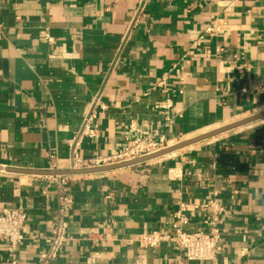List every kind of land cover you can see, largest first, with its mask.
Returning <instances> with one entry per match:
<instances>
[{
    "label": "crops",
    "instance_id": "1",
    "mask_svg": "<svg viewBox=\"0 0 264 264\" xmlns=\"http://www.w3.org/2000/svg\"><path fill=\"white\" fill-rule=\"evenodd\" d=\"M261 84L264 0H0L2 166L69 167L97 97V134L75 148L82 160L121 151L128 137L173 145L260 113L264 91L252 87ZM50 176L0 170V212L28 211L23 264L37 263L58 215ZM70 176V239L51 264H205L172 243L138 242L171 231L181 201L188 231L211 227V201L227 209L217 264H264V118L144 163ZM0 264H11L3 239Z\"/></svg>",
    "mask_w": 264,
    "mask_h": 264
},
{
    "label": "built area",
    "instance_id": "2",
    "mask_svg": "<svg viewBox=\"0 0 264 264\" xmlns=\"http://www.w3.org/2000/svg\"><path fill=\"white\" fill-rule=\"evenodd\" d=\"M211 28H209L210 30ZM255 91H264V84L252 87ZM99 97L95 98L91 110L84 119L83 127L78 136L72 141L73 151L71 153L70 165L67 168L52 166L50 169H69V168H88L114 164L133 160L155 153L169 145L161 137H153L151 134L145 136L128 137L121 151L110 156H101L94 159L82 160L76 151L81 137L83 135L95 136L99 124L96 122V106ZM103 107L105 105L102 104ZM169 107V103L164 108ZM171 121L170 118H167ZM70 175L50 176L51 182L55 183L58 193V215L52 225V233L46 239L47 248L41 251L36 264H51L59 256L63 246L69 241L68 235V212L71 208L73 197L70 194ZM48 190H45L47 194ZM214 207L215 217L210 220L211 227L206 231L198 229L195 231L186 230V224L189 222L188 203L180 202L179 209L175 212V220L172 223L171 231H150L145 232L138 239L142 247H159L166 243H172L183 253L187 261H201L205 264H217L222 253L220 245V234L217 227V216L227 212V209L211 201ZM28 211L23 206H9L0 212V239L7 241L8 252L11 258V264H23L18 258V248L23 240V231L26 227Z\"/></svg>",
    "mask_w": 264,
    "mask_h": 264
},
{
    "label": "water",
    "instance_id": "3",
    "mask_svg": "<svg viewBox=\"0 0 264 264\" xmlns=\"http://www.w3.org/2000/svg\"><path fill=\"white\" fill-rule=\"evenodd\" d=\"M264 118V111L254 114L250 117L235 121L233 123H230L228 125L213 129L211 131H208L206 133L197 135L192 138H188L185 140H182L178 143H175L173 145H169L155 153L139 157L133 160L129 161H124V162H119V163H114V164H108V165H103V166H96V167H88V168H69V169H30V168H20V167H11V166H2L0 165V170H5L8 172H14V173H24V174H33V175H51V176H56V175H76V174H89V173H98V172H104V171H109L113 169H118V168H124V167H129L133 165H137L140 163L147 162L149 160L164 156L168 153L174 152L176 150L185 148L187 146H190L192 144H195L197 142L209 139L211 137H215L219 134H222L224 132H227L229 130L235 129L237 127L252 123L256 120Z\"/></svg>",
    "mask_w": 264,
    "mask_h": 264
}]
</instances>
